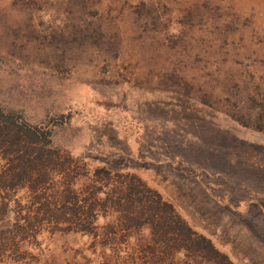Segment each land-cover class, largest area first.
I'll return each mask as SVG.
<instances>
[{
    "label": "rangeland",
    "instance_id": "rangeland-1",
    "mask_svg": "<svg viewBox=\"0 0 264 264\" xmlns=\"http://www.w3.org/2000/svg\"><path fill=\"white\" fill-rule=\"evenodd\" d=\"M0 102L134 173L236 264H264V0H0ZM45 231L26 260L105 264Z\"/></svg>",
    "mask_w": 264,
    "mask_h": 264
},
{
    "label": "trees",
    "instance_id": "trees-1",
    "mask_svg": "<svg viewBox=\"0 0 264 264\" xmlns=\"http://www.w3.org/2000/svg\"><path fill=\"white\" fill-rule=\"evenodd\" d=\"M53 136L0 102V264L26 260L45 231L92 236L105 264H236L143 178L91 168Z\"/></svg>",
    "mask_w": 264,
    "mask_h": 264
}]
</instances>
